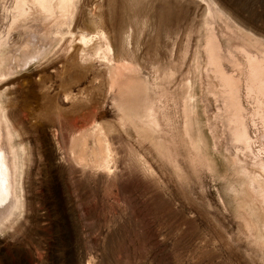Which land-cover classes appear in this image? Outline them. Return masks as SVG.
<instances>
[{"label":"rangeland","instance_id":"obj_1","mask_svg":"<svg viewBox=\"0 0 264 264\" xmlns=\"http://www.w3.org/2000/svg\"><path fill=\"white\" fill-rule=\"evenodd\" d=\"M60 5L0 0V264H264V0Z\"/></svg>","mask_w":264,"mask_h":264},{"label":"bare ground","instance_id":"obj_2","mask_svg":"<svg viewBox=\"0 0 264 264\" xmlns=\"http://www.w3.org/2000/svg\"><path fill=\"white\" fill-rule=\"evenodd\" d=\"M69 1L71 0H61L62 7L68 9V7H66V3ZM26 3L21 4V6L19 7V11H20L19 13H22L21 17L22 16L24 17V14L27 13L26 11L27 9L25 7ZM39 12L41 11L39 10ZM244 53L246 55L245 57L247 58V64L249 65V71L255 74V76L262 75L264 77V61L261 60V58H259L257 55L251 54L247 51H244ZM24 59H26V56L24 57ZM8 120L9 119L7 117L6 111L2 103L0 102V219L4 217L7 211L9 212L11 207L15 206V204H16V207L18 204H21V198L15 197L16 196L15 194L16 184L18 181H20L19 180V173L21 171L20 161H19L17 147L12 140L10 125H8L7 123ZM19 183H21V181ZM20 188L21 187H19V189ZM5 207L7 210L6 212L5 211L3 212L2 208H5Z\"/></svg>","mask_w":264,"mask_h":264}]
</instances>
